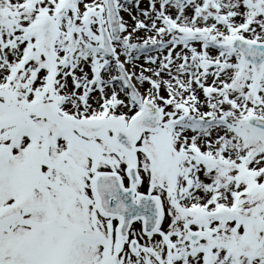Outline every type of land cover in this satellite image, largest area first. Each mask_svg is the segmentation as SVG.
Segmentation results:
<instances>
[{
	"label": "snow or ice",
	"instance_id": "6c2138e0",
	"mask_svg": "<svg viewBox=\"0 0 264 264\" xmlns=\"http://www.w3.org/2000/svg\"><path fill=\"white\" fill-rule=\"evenodd\" d=\"M0 264H264V0H0Z\"/></svg>",
	"mask_w": 264,
	"mask_h": 264
}]
</instances>
